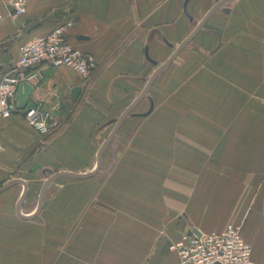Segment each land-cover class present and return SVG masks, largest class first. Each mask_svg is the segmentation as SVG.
I'll return each mask as SVG.
<instances>
[{"label": "crops", "instance_id": "obj_1", "mask_svg": "<svg viewBox=\"0 0 264 264\" xmlns=\"http://www.w3.org/2000/svg\"><path fill=\"white\" fill-rule=\"evenodd\" d=\"M219 1L27 0L12 17L0 0L1 73L16 70L22 44L66 21L69 43L97 66L88 80L46 64L26 72L36 77L25 108L39 103L59 118L77 106L56 135L39 134L20 111L0 118V186L24 182L22 214L37 208L38 199L23 209L35 169L95 167L121 115ZM93 177L85 202L53 181L30 219L15 211L23 184L1 192L0 264H179L169 246L184 232L230 223L264 264V0H230L209 16L124 118Z\"/></svg>", "mask_w": 264, "mask_h": 264}, {"label": "built area", "instance_id": "obj_2", "mask_svg": "<svg viewBox=\"0 0 264 264\" xmlns=\"http://www.w3.org/2000/svg\"><path fill=\"white\" fill-rule=\"evenodd\" d=\"M12 17L26 11L27 0H4ZM2 17L0 16V21ZM73 22L66 21L49 33L37 36L22 44L15 62L14 71L0 76V118H8L22 112L26 123L41 135L49 134V113L36 106L18 109L15 101L17 86L31 83L36 74L28 72L46 64L54 68H67L84 80H88L96 69L92 55L74 48L68 41V32ZM4 147L0 144V154ZM179 264H255L251 247L243 239L240 226L230 223L221 231L210 233L184 232L169 246Z\"/></svg>", "mask_w": 264, "mask_h": 264}, {"label": "water", "instance_id": "obj_3", "mask_svg": "<svg viewBox=\"0 0 264 264\" xmlns=\"http://www.w3.org/2000/svg\"><path fill=\"white\" fill-rule=\"evenodd\" d=\"M230 1V0H221L218 3H216L210 10L209 12L206 14V16L204 17V19L198 24V26L196 27V29L192 32V34L186 39L184 40L177 48L176 50L173 52V54L168 58V60L162 65L160 66L155 73L153 74V76L151 77V79L149 80L146 88L144 89V91L139 95V97L131 104V106L125 110V112L121 115V117L119 118L117 124L115 125V128L113 129V131L111 132V134L108 136V138L106 139V141L102 144V146L99 148L98 153H97V160H96V165L95 167L90 171L87 172L85 174H77V173H72V172H64V171H60V172H55L54 174H52V176H50L43 184L41 191L39 193V198H38V204H37V208L36 211L34 212V214L32 216H26L24 214L21 213L20 211V207L21 204L23 202V199L25 197L26 194V185L24 184V182H22L21 180H9L7 182H5L2 186H0V193L3 192L4 190H6L7 188H9L10 186L14 185V184H23L24 185V192L22 193V195L20 196V198L17 200L16 202V206H15V211L18 217L22 218V219H30L33 218L34 216H36L41 209V204L45 195V191L47 189V187L56 179L63 177V176H67L70 178H74V179H79V180H84V179H88L93 177L99 170L100 165H101V154L103 152V150L105 149V147L107 146V144L110 142V140L113 138V136L115 135L116 131L118 130L120 124L122 123V121L124 120V118L127 116V114L133 109V107L140 101V99L146 94V92L148 91L151 83L153 82V80L155 79V77L163 70L165 69L175 58V56L177 55V53L182 49V47L191 40V38H193L202 28V26L204 25V23L206 22V20L209 18V16L223 3ZM2 75V73L0 72V76ZM34 91V87L31 83H21L17 86L16 89V94H15V101L17 103V108L18 109H23L26 105L27 99L33 94ZM80 92V88L79 87H74L71 90V97L72 98H76L77 95Z\"/></svg>", "mask_w": 264, "mask_h": 264}, {"label": "rangeland", "instance_id": "obj_4", "mask_svg": "<svg viewBox=\"0 0 264 264\" xmlns=\"http://www.w3.org/2000/svg\"><path fill=\"white\" fill-rule=\"evenodd\" d=\"M97 67V66H96ZM77 106H72L70 110H72V113L69 115V117H66V114L62 117L58 116L60 118V121H59V118H53L50 114H49V127H50V130H49V134L48 136L46 137L47 139L50 138L52 135H56L58 132L62 131L64 129V127L68 124L70 118L72 117L73 115V112L75 111ZM66 118V119H65ZM62 120V121H61ZM33 166V165H32ZM31 167V166H30ZM36 172L34 171L33 174H31L28 179H29V195H28V199L25 201V204L23 205V209L28 205L30 206L29 204L31 203L32 206H35V203L38 199V195H39V192H40V189L44 183V181H46L50 176H52V174H54L55 172H57L56 170L52 169V170H49V169H44L43 167L41 168H37L35 169ZM88 171H84L83 173H87ZM77 173V172H76ZM95 177H91V178H88V179H84V180H79V179H74V178H70V177H67V176H63V177H60L56 180H54V182L52 183V186H60V182L61 181H65L64 184H62L63 186H69V188H71L70 190V200L71 202L75 201V202H78V200H82L83 202L86 201L85 198H88L89 194H88V188L86 189V191H83V188L85 185H87L88 182L92 181ZM7 194V193H6ZM5 194H3L2 196H4ZM51 194H48V197L50 196ZM66 196V195H65ZM63 195L60 194V193H57L55 195V197L57 198H64L65 197ZM54 197V198H55ZM6 200L8 201L7 205L10 207L8 209V211H11L10 214L11 215H7L6 214V219H8V224L10 225H15L16 223L12 222L11 220L13 221H16L18 223H20L19 221H17V217L15 216L14 214V210H13V204L15 203V195L13 196H8L6 197ZM11 209V210H10ZM11 219V220H9Z\"/></svg>", "mask_w": 264, "mask_h": 264}]
</instances>
